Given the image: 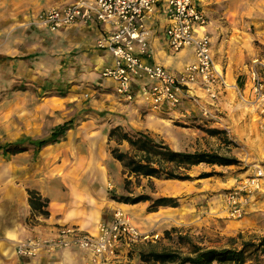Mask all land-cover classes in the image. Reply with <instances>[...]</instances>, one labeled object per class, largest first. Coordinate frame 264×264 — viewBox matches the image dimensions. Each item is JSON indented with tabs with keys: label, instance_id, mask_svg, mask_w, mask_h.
<instances>
[{
	"label": "rangeland",
	"instance_id": "rangeland-1",
	"mask_svg": "<svg viewBox=\"0 0 264 264\" xmlns=\"http://www.w3.org/2000/svg\"><path fill=\"white\" fill-rule=\"evenodd\" d=\"M7 1L0 0V48L11 46L16 41L13 37L8 44V35L24 33L16 26L21 20L13 14L16 6ZM73 1L52 0L59 6ZM200 5L209 23H215L217 35L214 37L210 34L212 45H222L223 48V54L220 51L216 54L218 62L224 65L227 61H233L235 65L239 63L244 66L248 63L251 65L252 59L257 58L264 64V0H200ZM83 27L82 30L76 26L58 33L41 30L28 40L29 44H34V54L11 55L9 58L0 55V146L21 140L23 149L22 153L9 157H4L0 151V191L17 183L27 184L32 178L40 182V187L47 186L50 179L49 184L54 183V187L59 189L66 188L71 181H82L88 174V151L99 157L98 168L93 166L92 169L94 173L96 170L103 171L101 173L108 180L106 187L110 194H114V178L120 177L123 185V169L110 155V149L115 148L116 144L108 142L106 134L118 118L126 120V117L123 113L109 110V96L104 98L106 107L97 108L102 97L100 94L113 92L112 82L101 76L103 68L111 66L112 60L108 56L103 57V50L96 47L89 29ZM225 55L229 56L228 59ZM88 72L96 73L92 81L90 77L82 76ZM261 77L264 90L263 71ZM239 79L240 76L237 83ZM88 80L90 82H86ZM234 102L243 107L249 105L255 113L253 105L243 104L240 99ZM233 108L221 118L228 129L227 123L230 124L236 116H248L247 107H244L241 115L240 108ZM170 115H158L167 120L162 122L166 125L164 127L154 125L145 130L126 132L130 135L134 132L146 133L156 142H163L178 152L233 156L240 164L224 167L202 163L186 172L191 177L189 181L141 178L136 184L130 178L132 197L147 195L153 200L161 197L178 200L179 209L155 211L159 219L155 224L162 219L176 218L181 225L165 231L161 226L143 231L136 223L142 233L155 238L129 246L109 264L127 260L140 252L177 251L186 254L189 246L179 243L178 236L187 237L194 245L217 249L232 244L238 248L242 241H256L264 236V130L257 132L253 140L240 142L224 130H219L222 134L217 136L208 135L206 131L213 129L208 127V123L213 118H197L192 113L184 119L188 122L183 124L169 118ZM250 117L252 121L254 114L251 113ZM66 122H71V129L58 143L43 147L34 155V144L46 139L56 126ZM140 126H146L143 118ZM118 149L131 153L125 143L119 145ZM258 170L263 173L260 190L251 194L240 218H230L225 204L226 195ZM203 175L210 177L201 178ZM123 191L122 195L117 196L128 195L124 188ZM143 204L146 210L150 207V202ZM243 218H249L257 231L241 233L240 220Z\"/></svg>",
	"mask_w": 264,
	"mask_h": 264
},
{
	"label": "built area",
	"instance_id": "built-area-1",
	"mask_svg": "<svg viewBox=\"0 0 264 264\" xmlns=\"http://www.w3.org/2000/svg\"><path fill=\"white\" fill-rule=\"evenodd\" d=\"M155 11L165 20L164 36L169 50L192 51L193 62L177 73L151 61L147 23ZM29 24L50 33L75 26H103L96 47L109 55L112 65L104 67L101 76L112 82L117 98L138 100L157 114L176 112L187 99L206 115L204 100L216 102L230 90L255 107L264 129L263 62L252 61L242 88L229 84L222 67L215 63L211 38L203 31L208 20L198 0H74L39 12ZM262 177L258 170L226 195L230 218L241 217L251 194L260 190ZM153 238L139 230L129 213L115 210L109 221L97 225L94 233L77 226H58L52 235H33L17 241L14 255L23 260L41 253L78 250L109 264L129 246Z\"/></svg>",
	"mask_w": 264,
	"mask_h": 264
},
{
	"label": "crops",
	"instance_id": "crops-1",
	"mask_svg": "<svg viewBox=\"0 0 264 264\" xmlns=\"http://www.w3.org/2000/svg\"><path fill=\"white\" fill-rule=\"evenodd\" d=\"M204 1V0H203ZM207 1V0H205ZM13 3L16 6V11L13 12L14 16L20 22L17 23V27L21 28L24 33L19 34V36L8 35L7 43H10L11 38H15L16 41L11 43V46H2L0 48V55L5 58H9L11 55H31L34 54V44H29V38H34L35 33L40 32L34 27H31L29 22L33 20L36 14L41 11L47 10L52 7L59 6V3L54 4L52 0H8L7 3ZM200 5V0H198ZM58 4V5H57ZM205 13L202 5H200ZM206 15V13H205ZM207 20L208 16L206 15ZM76 27V26H75ZM81 28L83 26H77ZM165 20L164 18L155 11L151 19L147 23V28L150 33V48H151V61L162 65L166 69L172 72H179L187 64L193 62V54L191 50H184L177 53H173L169 50L166 39L164 36ZM72 28V27H69ZM68 28V29H69ZM83 28L89 29V35H92V39L97 41L101 34L103 33V26L101 25H91L84 26ZM215 23L211 22L203 31L210 36H216ZM66 30V29H65ZM72 33V32H71ZM211 38V37H210ZM17 42V43H15ZM222 45H212L214 59L216 54L220 51L223 54ZM103 52V57L105 58L109 55ZM228 59L229 56L225 55ZM96 57H101L96 55ZM257 59V58H255ZM254 59H252L253 61ZM251 62V61H250ZM215 63L221 66L225 79L229 84H237L242 88L244 83H247L248 79V69L250 68V63L234 64L233 61H227L224 65L215 59ZM220 63V64H219ZM93 75L96 73L88 72V74H83V78H89L92 81ZM238 76L240 79L238 83L236 82ZM86 82H90L89 80ZM113 86V85H112ZM246 86L245 93L247 94ZM200 95L198 92L196 93ZM102 97L97 105L98 109L106 107L104 101L106 96H109L111 100L108 103L109 110H113L116 113H123L126 117L118 118L114 122L112 127H109L107 134L111 128L121 127L125 132L129 130H145L148 126H166L163 124V118H159L157 113H152L145 105H143L138 100H133L131 102L124 101L117 98L114 92L107 95L100 94ZM238 101L235 93L228 90L225 94L219 98L216 102H211L204 100L206 105L202 107L206 110V115L203 114L201 108L196 107L190 100L185 99L181 105L178 107L176 112L170 113L169 118L177 119L179 122L186 124L184 119L188 118L190 114H194L197 118H213L208 119L209 128L216 130H224L231 134L235 140L240 142L253 140L254 135H258L257 132H261L260 122L256 115V109L254 113L252 108L244 106L247 109V117L236 116L235 119L227 123L230 127H226L225 123L222 122V115H228L229 111L236 106L240 108L239 115L243 113L244 107L240 104H236L234 101ZM245 104V103H243ZM242 104V105H243ZM242 108V109H241ZM233 110H235L233 108ZM250 110V112H249ZM235 113V112H234ZM254 114V118L251 121L250 115ZM142 114H144L142 116ZM173 114V115H172ZM235 115H238L235 113ZM119 117V116H118ZM143 118L146 126H140V120ZM256 118V119H255ZM171 119V120H172ZM227 122V120H225ZM161 122V123H160ZM148 132V131H146ZM106 134V135H107ZM126 144V143H125ZM93 153L88 151V165H87V177L82 178V181L74 180L71 181L66 188L54 187V183L49 184L45 187H40V182L35 181L33 178L27 184L17 183L12 185V187L6 186L0 191V264H102V262L93 258L87 253L78 250H59L52 253H41L34 259H23L18 260L14 255V244L30 236H42V235H52L58 226H77L83 231L94 233L96 227L99 223L104 221H109L115 210H121L129 213L135 223L143 230L149 231L156 226L158 228L161 226L163 231L168 230V228L180 226L181 223L178 219H162L159 224H155L156 220H159L156 216L157 213L148 212L146 210V205L143 203H138L135 205H127L122 203H117L110 199V193L106 187V176L102 174L103 171H98L94 173L92 167L98 168L99 157L97 155H92ZM118 163V162H117ZM120 164V163H119ZM101 169V168H100ZM115 169L114 167L111 169ZM109 172V171H108ZM107 173V172H106ZM69 182V181H68ZM10 184V183H8ZM114 194H123V185L120 177L114 178ZM27 190L36 191L43 199L48 201L47 211L48 216H34L28 205V194ZM178 203V200H177ZM158 209H179V203L177 208H158ZM170 220V221H168ZM168 221L167 223H164ZM242 228L240 232L246 231L248 234L257 231V227L251 223L249 218H243L240 220ZM135 253V252H133ZM146 264L140 260L139 255L133 254L130 258L123 259L115 264Z\"/></svg>",
	"mask_w": 264,
	"mask_h": 264
},
{
	"label": "trees",
	"instance_id": "trees-1",
	"mask_svg": "<svg viewBox=\"0 0 264 264\" xmlns=\"http://www.w3.org/2000/svg\"><path fill=\"white\" fill-rule=\"evenodd\" d=\"M71 129V122H66L56 126L50 135L34 144V155L48 145L58 143L67 131ZM206 133L210 136L222 134V131L208 129ZM108 142H114L115 148L110 149L111 157L120 163L125 178L123 188L128 193L127 196L110 195V199L122 204L135 205L138 203L150 202L147 211L154 212L158 208H177V199L161 197L152 199L147 195L130 196L129 186L131 179L137 184L139 179H157L165 181H189L186 172L191 167L199 164L217 166H237L240 162L233 156L225 157L215 153L206 152H178L172 150L163 142H156L148 134L134 132L132 135L125 132L121 127L111 128L107 134ZM126 143L131 149V153L119 151L118 146ZM21 140L18 143L5 144L0 146L1 154L4 157L13 156L23 152ZM204 176V175H203ZM210 177L205 175L201 178ZM28 205L34 216L47 217L48 201L43 199L36 191L27 190ZM178 242L186 244L188 252L181 254L177 251H149L140 252L142 262L154 264H264V236L256 241H242L237 248L232 244L223 248H203L194 245L187 237L178 236ZM231 242H234L231 239Z\"/></svg>",
	"mask_w": 264,
	"mask_h": 264
}]
</instances>
